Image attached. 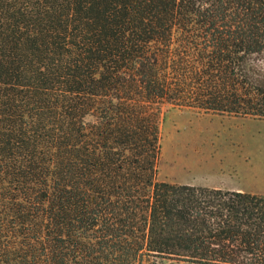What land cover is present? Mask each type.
<instances>
[{
	"label": "trees",
	"instance_id": "1",
	"mask_svg": "<svg viewBox=\"0 0 264 264\" xmlns=\"http://www.w3.org/2000/svg\"><path fill=\"white\" fill-rule=\"evenodd\" d=\"M164 104L264 118V0H0V264H264V194L158 180Z\"/></svg>",
	"mask_w": 264,
	"mask_h": 264
},
{
	"label": "rangeland",
	"instance_id": "2",
	"mask_svg": "<svg viewBox=\"0 0 264 264\" xmlns=\"http://www.w3.org/2000/svg\"><path fill=\"white\" fill-rule=\"evenodd\" d=\"M158 180L264 194V118L162 106ZM145 264H191L154 258Z\"/></svg>",
	"mask_w": 264,
	"mask_h": 264
}]
</instances>
